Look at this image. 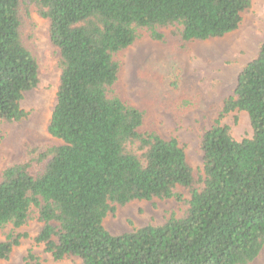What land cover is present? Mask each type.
<instances>
[{"label": "trees", "instance_id": "obj_1", "mask_svg": "<svg viewBox=\"0 0 264 264\" xmlns=\"http://www.w3.org/2000/svg\"><path fill=\"white\" fill-rule=\"evenodd\" d=\"M250 7L251 0H0V120L21 121V101L39 83L23 35L30 8L48 23L60 70L48 125L53 142L25 145L26 158L0 172V231L34 214L41 228L33 241L54 261L253 264L264 247V43L201 137L199 180L176 138L144 129L146 111L118 92L116 60L141 32L164 43L168 31L183 50L222 38ZM170 94L163 106L173 117L200 106L198 93ZM235 111L247 114L250 138L236 141L221 125ZM177 188L190 194L181 218L120 235L104 228L117 207L182 201ZM23 237L0 242V262ZM25 264L43 263L29 252Z\"/></svg>", "mask_w": 264, "mask_h": 264}, {"label": "rangeland", "instance_id": "obj_2", "mask_svg": "<svg viewBox=\"0 0 264 264\" xmlns=\"http://www.w3.org/2000/svg\"><path fill=\"white\" fill-rule=\"evenodd\" d=\"M47 28V21L30 8L24 18L23 35L38 65L39 83L21 101V109L26 114L21 121L0 120V172L26 158L25 145L34 148L53 142L48 125L56 103L60 70L59 56L49 44ZM164 34L166 40L160 43L141 32L130 47L117 55L116 60L121 63L117 90L132 106L146 111L144 129H155L165 138H176L195 179L199 180L202 176L201 137L218 118L224 100L232 96L241 70L255 58L264 43V0H251V7L242 15L238 29L222 38L193 41L183 50L168 31ZM182 91L191 95L198 93L200 106L173 117L164 110L163 103L171 92L178 95ZM220 123L229 127L236 141L252 136L249 118L244 112L228 114ZM175 192L181 194L182 201H135L123 208L117 207L114 215L108 214L103 226L109 233L120 235L147 225H162L170 217L181 218L188 208L190 194L181 188ZM40 228L34 214L18 229L5 226L0 231V242L9 234L25 237L0 264H25L29 252L43 264L79 263L74 257L54 261L41 245H36L33 239ZM253 264H264V247Z\"/></svg>", "mask_w": 264, "mask_h": 264}]
</instances>
